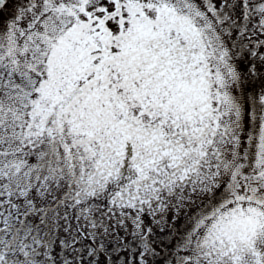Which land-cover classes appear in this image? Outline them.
Here are the masks:
<instances>
[{"label":"snow or ice","instance_id":"1","mask_svg":"<svg viewBox=\"0 0 264 264\" xmlns=\"http://www.w3.org/2000/svg\"><path fill=\"white\" fill-rule=\"evenodd\" d=\"M0 264H264V0H0Z\"/></svg>","mask_w":264,"mask_h":264}]
</instances>
